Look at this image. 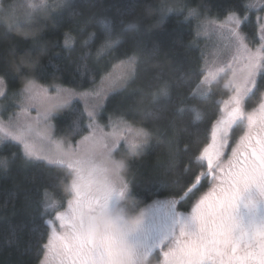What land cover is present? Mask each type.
Listing matches in <instances>:
<instances>
[{"label":"trees","instance_id":"obj_1","mask_svg":"<svg viewBox=\"0 0 264 264\" xmlns=\"http://www.w3.org/2000/svg\"><path fill=\"white\" fill-rule=\"evenodd\" d=\"M18 1L0 0L4 92L16 98L28 82L83 91L115 65L130 62L122 84L104 97L97 119L101 124L118 119L143 132L138 146L121 142L113 151L127 159L124 183L140 205L169 209L168 214L190 211L215 178V168L201 154L232 91L225 76L199 90L205 50L198 22L236 15L242 37L255 45L264 0L258 9L249 0H62L57 6L46 0L16 19L7 9ZM263 94L264 79L258 78L244 110ZM51 127L64 142L85 134L83 102L54 107ZM242 129L238 124L230 130L219 160ZM73 177L67 165L29 158L18 142L0 138V264H39L53 231L59 234L56 217L73 197ZM116 198L114 191L109 207ZM142 232L128 240L140 247Z\"/></svg>","mask_w":264,"mask_h":264},{"label":"snow or ice","instance_id":"obj_2","mask_svg":"<svg viewBox=\"0 0 264 264\" xmlns=\"http://www.w3.org/2000/svg\"><path fill=\"white\" fill-rule=\"evenodd\" d=\"M231 23L234 27L230 31L239 42L241 53L235 63L227 65L234 78L230 81L232 95L224 101V115L212 128V142L201 154L209 169H220V184L192 208L188 224L181 228L179 236H175L174 243L164 253L163 264H264V223L245 228L234 215L244 190L254 186L264 196V102L258 110L248 113L244 110L247 99L258 88V78L264 79V50L252 52L236 31L240 20L233 18ZM217 75L218 72H209L202 85L210 84ZM160 92L167 94L164 88ZM245 120L248 131L240 137L228 165L222 166L219 157L228 143L229 132ZM0 136L19 141L27 156L34 155V145L30 143L32 133L22 126L9 129L0 126ZM84 141L87 143L88 137ZM97 148L98 155L109 151L107 144H99ZM70 160L69 166L75 171L71 184L74 196L67 210L57 214L62 232L57 235L53 231L45 245L44 264H49V258L58 264H113L118 255L114 248L116 238L107 234L94 239L84 237L74 228L73 218L81 209L105 207L114 190L103 196L92 194L93 159L74 151ZM124 187L127 185L122 184L121 188Z\"/></svg>","mask_w":264,"mask_h":264},{"label":"rangeland","instance_id":"obj_3","mask_svg":"<svg viewBox=\"0 0 264 264\" xmlns=\"http://www.w3.org/2000/svg\"><path fill=\"white\" fill-rule=\"evenodd\" d=\"M45 2L46 0H19L9 5L7 14L10 17L21 19L26 16L28 11L33 10ZM61 2L62 0H52V4L56 6ZM261 4L262 0L248 1V6L254 9L260 8ZM233 18L239 19L236 15L229 14L221 20L208 18L198 22L196 34L204 39L205 50L202 81L209 72H218L216 79L225 76L226 84L231 87L230 81L234 78L232 71L228 69L227 65L229 63H235L241 54L239 51V42L232 36L230 31V29L234 27L231 23ZM258 18L259 42L255 45H250L244 40V43L252 52H255L257 49L264 50V39H262V37H264V9L258 13ZM236 31L241 35L239 27L236 28ZM130 68V62H121L115 65L100 82L83 91H75L59 85L44 87L36 82H28L19 90L16 98L4 92V82L0 79V126L9 129L20 125L26 132L32 133L30 143L34 145V155L32 157L26 155L27 157L44 160L50 164H63L68 167H70L69 165L71 163V154L74 151L78 155L82 154L86 146L107 144L109 145V151L105 154H110L112 156L113 151L121 142L126 143L130 147H136L142 142L144 137L140 129L118 119H110L107 124H101L97 119L98 109L104 97L109 91L122 84ZM219 69H224V71H218ZM216 79L212 80L210 84ZM210 84L202 85L201 83L199 85V90H204L205 88L204 92L207 91ZM97 94H99V100L97 99ZM231 95L232 91L230 96ZM73 99H79L83 102L88 115V129L86 133L77 140L64 142L56 138L52 133L51 115L54 107L67 103ZM262 102H264V94L261 101L256 106L245 112L248 113L253 110H258ZM222 107H225L224 102ZM247 131V121L245 120L243 129L219 160L222 166L228 165L229 160L232 158L233 149L237 147L240 142V137ZM36 134H39L40 137H45V139H39ZM84 137H88L87 143H85ZM0 138L6 139L2 136H0ZM6 140L18 142L25 153V149L19 141L10 138ZM113 141H115L114 144ZM70 169L73 173L74 180L75 171L72 167H70ZM220 174V169L215 168V179L212 181L210 188L200 195V197L207 196L214 189H217L218 182L216 179ZM114 191L117 192L118 190ZM240 198L250 202L252 207L256 209H264V196H262L254 186L244 190ZM70 199H73V197L71 196ZM154 207L155 206H150V208H146V214L140 230H144L154 224L158 218L163 217L165 211L169 210ZM58 232L60 234L62 229L59 228ZM44 249V255L39 264H44L45 262L47 249ZM49 264H58V261H53L49 258Z\"/></svg>","mask_w":264,"mask_h":264},{"label":"clouds","instance_id":"obj_4","mask_svg":"<svg viewBox=\"0 0 264 264\" xmlns=\"http://www.w3.org/2000/svg\"><path fill=\"white\" fill-rule=\"evenodd\" d=\"M97 152L96 145L86 146L82 151L84 157L93 159L92 194L103 196L110 190H118L116 204L79 210L73 218L74 228L82 236L93 239L106 234L115 237L114 248L118 255L114 257L113 264H157L148 253L140 250L138 243L128 240L140 230L146 206L140 205L138 198L130 194V183L121 188L128 169L127 159L110 154L98 155Z\"/></svg>","mask_w":264,"mask_h":264},{"label":"flooded vegetation","instance_id":"obj_5","mask_svg":"<svg viewBox=\"0 0 264 264\" xmlns=\"http://www.w3.org/2000/svg\"><path fill=\"white\" fill-rule=\"evenodd\" d=\"M216 181L219 186V179L217 178ZM201 198L203 197H199L190 206V211H174L171 214L165 212L163 217L158 218L154 224L145 228L142 232L140 250L148 253L157 261V264H163L164 253L174 243L175 236H179L181 228L188 224L191 210L200 202ZM234 215L238 223L245 228L252 224L264 223V209H256L250 202L242 200V198L237 202Z\"/></svg>","mask_w":264,"mask_h":264}]
</instances>
